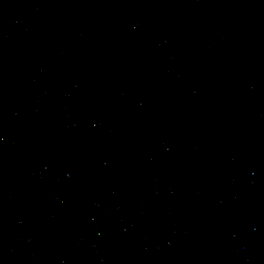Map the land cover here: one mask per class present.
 Segmentation results:
<instances>
[{
    "label": "water",
    "instance_id": "water-1",
    "mask_svg": "<svg viewBox=\"0 0 264 264\" xmlns=\"http://www.w3.org/2000/svg\"><path fill=\"white\" fill-rule=\"evenodd\" d=\"M0 264H264V0H0Z\"/></svg>",
    "mask_w": 264,
    "mask_h": 264
}]
</instances>
